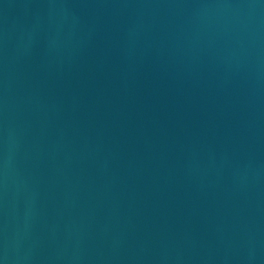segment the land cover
Segmentation results:
<instances>
[{
	"label": "water",
	"instance_id": "water-1",
	"mask_svg": "<svg viewBox=\"0 0 264 264\" xmlns=\"http://www.w3.org/2000/svg\"><path fill=\"white\" fill-rule=\"evenodd\" d=\"M0 264H264V0H0Z\"/></svg>",
	"mask_w": 264,
	"mask_h": 264
}]
</instances>
